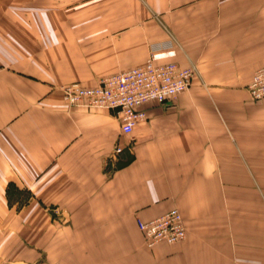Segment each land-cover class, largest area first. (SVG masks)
Segmentation results:
<instances>
[{
    "label": "crops",
    "instance_id": "crops-1",
    "mask_svg": "<svg viewBox=\"0 0 264 264\" xmlns=\"http://www.w3.org/2000/svg\"><path fill=\"white\" fill-rule=\"evenodd\" d=\"M146 3L109 0L102 21L60 19L48 51L42 6L0 11V205L14 194L43 225L24 235L38 249L7 260L264 264V98L247 93L264 67V0ZM149 59L196 73L174 101L146 105L128 136L111 111L70 109L53 88L92 87ZM171 209L185 239L147 248L136 220Z\"/></svg>",
    "mask_w": 264,
    "mask_h": 264
},
{
    "label": "built area",
    "instance_id": "built-area-1",
    "mask_svg": "<svg viewBox=\"0 0 264 264\" xmlns=\"http://www.w3.org/2000/svg\"><path fill=\"white\" fill-rule=\"evenodd\" d=\"M196 73L194 66L181 67L176 63L145 64L101 78L97 85L87 87L79 82L59 85L66 107L89 110H108L120 122L121 133L128 136L134 127L146 120L144 107L174 101L188 90ZM249 98H264V67L257 69L247 86ZM121 152L120 147L114 153ZM144 245L152 248L159 243L175 245L186 237V227L177 209H171L150 221L136 220Z\"/></svg>",
    "mask_w": 264,
    "mask_h": 264
},
{
    "label": "rangeland",
    "instance_id": "rangeland-1",
    "mask_svg": "<svg viewBox=\"0 0 264 264\" xmlns=\"http://www.w3.org/2000/svg\"><path fill=\"white\" fill-rule=\"evenodd\" d=\"M25 1L28 2L24 3ZM107 1L109 0H0V11L5 10L7 6L26 5L30 7L31 11L35 7L42 6V17H45L48 29L47 36L42 40V48L48 51L52 46L50 39H54L52 34L57 31L56 25L60 19L64 22L102 21L101 7ZM138 1L142 5L147 4L146 0ZM58 86L55 85L53 88L57 89ZM15 198L16 195L14 194L10 196V202L7 204V207L0 205L1 212L4 214L2 216L3 219L0 217V261L2 264H7V261L9 264H22V261L19 260H7L8 256L10 258L11 251L15 249L17 252L18 248L23 246H28L29 249H38L39 246V238L32 236L40 230L42 222L36 220V222L32 221L29 223L27 216L32 209L31 206L27 208L22 207L20 204L13 206L12 203L15 201ZM28 231L34 234L31 237L24 236ZM32 263L28 262L26 264Z\"/></svg>",
    "mask_w": 264,
    "mask_h": 264
}]
</instances>
